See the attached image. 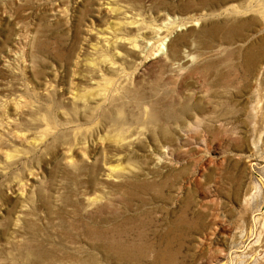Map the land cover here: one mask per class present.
<instances>
[{
	"label": "rangeland",
	"instance_id": "rangeland-1",
	"mask_svg": "<svg viewBox=\"0 0 264 264\" xmlns=\"http://www.w3.org/2000/svg\"><path fill=\"white\" fill-rule=\"evenodd\" d=\"M0 264H264V0H0Z\"/></svg>",
	"mask_w": 264,
	"mask_h": 264
}]
</instances>
